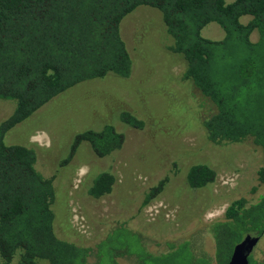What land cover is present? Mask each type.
<instances>
[{
    "label": "trees",
    "instance_id": "16d2710c",
    "mask_svg": "<svg viewBox=\"0 0 264 264\" xmlns=\"http://www.w3.org/2000/svg\"><path fill=\"white\" fill-rule=\"evenodd\" d=\"M142 5L161 12L172 40L169 48L185 61L183 78L214 106L202 119L208 139L218 144L252 139L263 153L258 177L264 184V0H0V100L15 101L12 113L0 122V264H117L126 255H135L139 264H228L247 235L264 238L263 191L254 202L233 200L222 218L207 225L214 257L196 255L190 240L154 254L127 228L136 242L140 239L142 247L135 253L124 226L114 228L95 248L81 246L55 231L56 176L37 169L33 147L6 142L12 128L76 85L109 74L131 75L133 59L121 24ZM210 22L223 29L222 38L203 34ZM120 119L135 128L144 126L131 111H123ZM125 139L109 123L79 131L61 165L70 162L83 142L106 157L121 149ZM216 177L209 164L196 163L186 180L199 189ZM115 182L113 172L102 171L93 177L89 194L101 198ZM168 182L165 177L151 187L143 205L156 199ZM249 264H264V250L260 257L251 253Z\"/></svg>",
    "mask_w": 264,
    "mask_h": 264
},
{
    "label": "rangeland",
    "instance_id": "374dc122",
    "mask_svg": "<svg viewBox=\"0 0 264 264\" xmlns=\"http://www.w3.org/2000/svg\"><path fill=\"white\" fill-rule=\"evenodd\" d=\"M121 31L133 59L129 77L109 74L76 85L12 128L5 140L33 147L37 169L47 177L56 176L59 237L95 248L114 228L124 226L135 253L142 247L140 239L154 254L167 251L171 243L190 240L196 255L214 257L207 225L222 218L233 200L244 197L254 202L262 194L264 184L258 177L262 150L252 139L219 144L208 139L202 119L214 106L183 78L185 61L170 50L172 40L158 9L139 6L124 18ZM203 34L220 39L224 32L210 22ZM252 38H258L256 32ZM14 107V100H0V122ZM125 110L142 119L144 126L122 122L120 114ZM107 123L125 134L121 149L98 157L83 142L70 162L61 165L77 132ZM196 163L216 170L212 185L189 187L187 171ZM106 170L116 176L113 190L95 198L89 185ZM165 177H169L165 190L144 206L146 193ZM127 228L140 236L138 242ZM263 250L264 238H260L253 253L260 257ZM116 260L139 264L135 255Z\"/></svg>",
    "mask_w": 264,
    "mask_h": 264
},
{
    "label": "water",
    "instance_id": "95a60500",
    "mask_svg": "<svg viewBox=\"0 0 264 264\" xmlns=\"http://www.w3.org/2000/svg\"><path fill=\"white\" fill-rule=\"evenodd\" d=\"M259 241L260 236L247 235L235 246L228 264H249V256Z\"/></svg>",
    "mask_w": 264,
    "mask_h": 264
},
{
    "label": "flooded vegetation",
    "instance_id": "af4514ba",
    "mask_svg": "<svg viewBox=\"0 0 264 264\" xmlns=\"http://www.w3.org/2000/svg\"><path fill=\"white\" fill-rule=\"evenodd\" d=\"M257 245H258V244H257ZM257 245H256V246H257ZM256 246L254 247V249L256 248ZM254 249H253L252 253L254 252ZM250 255H251V254H250Z\"/></svg>",
    "mask_w": 264,
    "mask_h": 264
}]
</instances>
